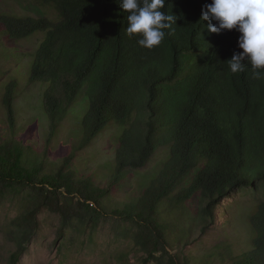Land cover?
<instances>
[{
	"label": "trees",
	"instance_id": "obj_1",
	"mask_svg": "<svg viewBox=\"0 0 264 264\" xmlns=\"http://www.w3.org/2000/svg\"><path fill=\"white\" fill-rule=\"evenodd\" d=\"M119 2L0 4V201L24 193L6 263L46 210L62 230L128 224L138 264H264V199L233 198L264 197V78L231 73L239 33H207L211 0H167L176 21L152 49Z\"/></svg>",
	"mask_w": 264,
	"mask_h": 264
},
{
	"label": "rangeland",
	"instance_id": "obj_2",
	"mask_svg": "<svg viewBox=\"0 0 264 264\" xmlns=\"http://www.w3.org/2000/svg\"><path fill=\"white\" fill-rule=\"evenodd\" d=\"M0 4L13 11L37 12L35 0H0ZM20 194L12 192L0 201V264H7L11 244L5 237V228L18 213V201L24 193ZM233 198L242 203L264 199L261 191L252 193L250 189L237 191ZM37 220L39 228L17 264H138L146 256L126 235L131 229L128 224L100 222L97 229L90 231L87 225L78 228L77 221H73L72 228L62 230L59 216L46 210L37 215ZM155 256L158 261L150 260L148 264L167 263V256L160 258V253Z\"/></svg>",
	"mask_w": 264,
	"mask_h": 264
},
{
	"label": "clouds",
	"instance_id": "obj_3",
	"mask_svg": "<svg viewBox=\"0 0 264 264\" xmlns=\"http://www.w3.org/2000/svg\"><path fill=\"white\" fill-rule=\"evenodd\" d=\"M167 0H120V8L127 12L126 34L137 36V44L146 49L158 46L166 29L175 24L176 16L167 14ZM201 22L209 34L235 29L237 45L242 51L228 61L229 70L236 74L250 65L254 78H264V0H211L203 6Z\"/></svg>",
	"mask_w": 264,
	"mask_h": 264
}]
</instances>
